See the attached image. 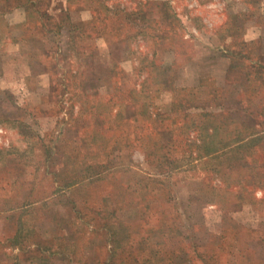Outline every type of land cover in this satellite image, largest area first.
Here are the masks:
<instances>
[{
    "label": "rangeland",
    "instance_id": "obj_1",
    "mask_svg": "<svg viewBox=\"0 0 264 264\" xmlns=\"http://www.w3.org/2000/svg\"><path fill=\"white\" fill-rule=\"evenodd\" d=\"M100 1L147 38L114 77L81 58L95 96L0 77V264L104 263L113 234L117 264H264V0Z\"/></svg>",
    "mask_w": 264,
    "mask_h": 264
},
{
    "label": "crops",
    "instance_id": "obj_2",
    "mask_svg": "<svg viewBox=\"0 0 264 264\" xmlns=\"http://www.w3.org/2000/svg\"><path fill=\"white\" fill-rule=\"evenodd\" d=\"M12 1L0 0V23L5 25L0 28V77L14 80L20 89L26 90L33 79L37 88L49 90V101H58L81 72L78 55L90 52L97 71L126 58L122 43L111 44L104 34L94 32V25L101 24L95 20L97 0H24L10 7ZM84 10L90 11V18L81 16ZM9 51L17 52L15 60H10ZM0 95H5L2 88ZM99 262L96 257L90 260Z\"/></svg>",
    "mask_w": 264,
    "mask_h": 264
},
{
    "label": "trees",
    "instance_id": "obj_3",
    "mask_svg": "<svg viewBox=\"0 0 264 264\" xmlns=\"http://www.w3.org/2000/svg\"><path fill=\"white\" fill-rule=\"evenodd\" d=\"M23 1L24 0H13L12 2H10L11 4L10 3H8V4L11 7V6H13V4L14 5L17 4V3L21 4V3H23ZM97 1L99 2V5L96 7V18H95V20L96 21L97 20L101 21V24L100 25L99 24H95L94 25V28L95 29H93V28H91L90 26L87 25V29H88V27H90V29H93L94 32H96L97 35L98 34H100V35L104 34V36L107 37V41L109 43H111V44L114 43V42H116V43H119V42L122 43V46H123L124 50L127 51V54L129 53L128 51H130V53H134L133 50H132V48H131V46H130V45H132V44H130V42L133 39H138V36L139 35H142L143 37L147 38L146 37L147 35L144 32V27H141V31H137L133 35L132 34L127 35L126 34L127 33V26L125 28L123 25H125L127 22L128 23L129 22H136V25H138V23L141 22L142 19L145 22L146 21V17H147L146 12L145 11H141L140 9H137V10H134V11L120 10L118 8L115 9V11H119V13H124V14H126V17H129V19L124 20V19L120 18L117 15V13H115V14L112 15L111 14V10L112 9H110L109 6L105 5L104 2H101L100 0H97ZM101 9L104 10L103 15H98L97 16V14L99 13V10H101ZM36 11L40 15V11H38L37 9H36ZM117 18L119 19L118 23L116 22V20H118ZM109 24H111V25L109 27H107V25H109ZM0 33H1V31H0ZM142 56L144 58L142 57L140 59V57H139V64L137 65V67L138 66L140 67L141 64H143V63H147V60L149 61V63H152L154 61V53H153V56H151L150 58L146 54L145 55H142ZM76 58L78 59V64H80V67L82 69L83 68L82 63H81L82 62L81 61L82 60L81 59L82 57L80 55H78ZM90 58H91V61H90L91 66L86 71L89 70V72H91V74H94L96 76L99 75V77H100L101 75H104L102 73H106V75H111V77H114L113 73H115V72L118 73V65H117L118 63L115 64L112 68H110L108 70H105V71L98 70L97 71L93 67L92 55L90 56ZM126 58H127V55H126ZM137 71L139 72L140 70H137ZM77 74L78 73H76V75H74V77H76V79H73L72 80V83L69 86V88L68 89L65 88L63 90V93L62 94L69 93L71 90L73 92L75 89H79V94H76V93L73 92V96H74V98H75L76 101L79 100V99H81L83 101L84 98L90 97L91 94H92V96L93 95L95 96L98 93V91H94V92L93 91L92 92L90 91V92H88V90L84 89V86H85V83L84 82H86L85 81L86 79L83 80V77L85 75V72L84 71H81V72H79V75H77ZM119 77H120L119 79H122L121 78V73H119ZM92 80L94 81V79H92ZM116 80H117V83L115 85L114 84L113 85L115 86V88L117 90L118 89H121V87H122L121 81H118V79H116ZM97 82H100V80L98 79ZM98 85L99 84H97V86ZM140 86H139L140 89H138V94H139V96L141 97V99L143 101L142 102V106H143L142 107V110H143L144 113L145 112H148L149 115L151 116V118L154 119L153 116L156 117V112L153 109V103L150 102L148 100L147 96H146V94L149 95V93H150V91H148V90H151V88L150 89H148V88L149 87H153V86H152V84L149 83L148 78L147 79H143L141 81V85ZM83 89H84V91H83ZM53 90H56V89H53ZM97 112L100 113L99 111H97ZM120 115H122V112L118 116H120ZM116 119H118V118H116ZM75 153H76V151H75ZM71 184L74 185V183H71ZM116 212H118V211L112 210V211H109L108 217L107 216H101L100 217V219L102 220V221H100L102 223L101 226L106 229L107 233H110L111 230H112L109 227V222H108L109 218L112 217V216H116L117 218H119L118 213H116ZM97 214H99V213L97 212ZM99 215H101V214H99ZM23 230H24L23 227L18 225V230H16V232H17L16 233V236L19 237L20 234H22ZM117 235L120 236V234H117ZM121 241L122 240L119 239L118 237H116L115 234H113V235L110 236V243L109 244H110L111 248H110V251H109V257H108V259L104 263L102 262L100 264H117V261L118 260L116 259V256L118 255V248H122V249L124 248V249H126V247H123L124 245L122 244ZM16 242L17 243L19 242L18 244H20V241L18 239H16ZM40 242L41 241H39V243ZM148 260H150V259H148ZM182 261L185 262V260H182ZM118 262L122 263V261H118ZM162 263L163 264H171V261L164 260Z\"/></svg>",
    "mask_w": 264,
    "mask_h": 264
}]
</instances>
